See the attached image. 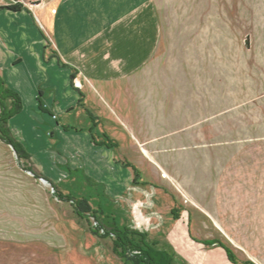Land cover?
I'll return each mask as SVG.
<instances>
[{"label": "rangeland", "instance_id": "1", "mask_svg": "<svg viewBox=\"0 0 264 264\" xmlns=\"http://www.w3.org/2000/svg\"><path fill=\"white\" fill-rule=\"evenodd\" d=\"M225 2L168 0L181 29L164 31L154 62L101 93L72 82L88 104L60 117L53 106L70 94L61 70L0 71L21 99L8 127L26 154L0 139V264H124L101 236L112 218L158 240L174 264H264V28L245 29ZM207 26L232 40L218 59L196 37ZM152 70L185 87L165 111L148 107ZM73 199L88 203L83 218Z\"/></svg>", "mask_w": 264, "mask_h": 264}, {"label": "crops", "instance_id": "2", "mask_svg": "<svg viewBox=\"0 0 264 264\" xmlns=\"http://www.w3.org/2000/svg\"><path fill=\"white\" fill-rule=\"evenodd\" d=\"M226 1L230 5L224 3L225 12L234 14L237 22L245 24V29L252 25L264 28V0ZM167 2L168 0H0V71L12 70L22 64H25L31 76L42 74L48 69L56 72L61 70L64 75L62 86L69 89L70 94L66 103L58 101L53 106L59 111L60 117L64 112L69 113L74 108L88 104V96L83 99L80 97L82 100L78 104L81 91L76 90L72 82L82 83L86 91L92 88L91 92L101 93L112 79L119 83L130 79L132 83L146 63L154 62L155 48L161 35L165 34L164 31L181 29V21L171 18ZM16 3L22 5L19 11L4 8ZM216 10L214 7V11ZM253 14H257V21L256 18L251 21ZM214 28L207 26L205 35L196 37L199 44L211 45L212 55L218 59L216 46L231 44L232 40L229 36L219 37L217 28L212 31ZM51 52L67 66L60 67L56 57L48 58ZM259 71V76H264L263 64H260ZM167 84L169 82L165 71L162 75L156 74L154 70L148 72L146 90L149 109L158 110L161 106L165 111L169 109L171 94L185 92V87L181 86L182 81L175 87ZM81 93L84 94L85 91ZM217 102V95H212L211 107ZM69 135L77 139V142L80 137L86 140L84 133ZM85 142L87 144V140ZM55 224L58 227V223Z\"/></svg>", "mask_w": 264, "mask_h": 264}, {"label": "trees", "instance_id": "3", "mask_svg": "<svg viewBox=\"0 0 264 264\" xmlns=\"http://www.w3.org/2000/svg\"><path fill=\"white\" fill-rule=\"evenodd\" d=\"M4 8L12 11H19L22 8L20 3L10 4ZM57 63L60 66H66L57 57ZM41 93V92H40ZM21 99L19 95L5 85L0 75V139L10 144L20 158L25 157V151L21 143L17 142L11 135L8 120L21 110ZM41 108V103H39ZM25 154V155H24ZM134 169V168H132ZM59 197H63L57 194ZM73 211L80 217L89 209L86 200L73 199ZM99 228H102L99 218H95ZM93 232V230H90ZM102 237L108 236L111 240L112 252L124 264H174L172 256L164 249L158 247L159 241L148 237L147 233L126 226L119 227L112 218L111 226L101 234ZM206 245H216L220 247L227 260L235 263V258L231 250L218 240H209L203 242ZM249 264H252L249 262Z\"/></svg>", "mask_w": 264, "mask_h": 264}, {"label": "water", "instance_id": "4", "mask_svg": "<svg viewBox=\"0 0 264 264\" xmlns=\"http://www.w3.org/2000/svg\"><path fill=\"white\" fill-rule=\"evenodd\" d=\"M10 146V145H9ZM11 147V149L13 150V152L16 154V157L19 159V156H18V154L16 153V151L14 150V148L12 147V146H10Z\"/></svg>", "mask_w": 264, "mask_h": 264}]
</instances>
